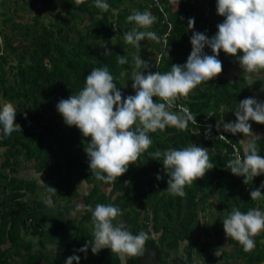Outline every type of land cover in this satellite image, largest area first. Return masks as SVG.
Listing matches in <instances>:
<instances>
[{"label":"trees","instance_id":"1","mask_svg":"<svg viewBox=\"0 0 264 264\" xmlns=\"http://www.w3.org/2000/svg\"><path fill=\"white\" fill-rule=\"evenodd\" d=\"M157 1L106 0L110 9L104 12L94 6V0H85L79 6L74 0H14L17 8L28 6L30 15L27 14L23 21H15L2 13L5 17L0 28L3 37V44H0V101L7 100L15 105V122L22 131L8 137L0 131V264H65L71 255L80 256L79 264H121V258L108 248L98 254L92 253L89 242L93 240V225L91 212L86 208L80 210L79 219L71 223L62 251L48 254L43 238L45 230L33 212L39 179L18 176L24 167L31 168L55 188L56 192H51L49 197L59 217L63 207H70L73 200L81 197L84 206L94 208L97 203L118 206L123 214L117 219L134 235L144 230L143 222L149 223L158 238L155 240L151 235L146 249L148 246L154 248L159 259L168 260L170 251L166 245L175 235L179 241L186 242L184 264H199L192 261L196 248L213 264H231L237 259L245 264H263L262 234L254 238V251L245 252L237 241L226 236L223 229V220L233 207L242 212L260 208L259 200H251L250 191L264 182V174H261L246 185L242 176L234 175L226 168L227 162L234 159L230 143L237 144L243 156L236 140L242 133L225 132L223 122L236 120L234 111L244 98L259 100L247 87L243 76L227 77L229 69L240 67L235 57L221 50L218 59L223 64L222 74L198 85L170 109L179 111L180 106L187 107L196 116L197 123L190 121L187 131L168 127L163 132L150 133L151 147L139 157L138 163L130 165L128 171L112 184L98 180L89 170L84 149L90 137H84L75 126H68L69 133H63L61 126L66 124L56 105L61 98L67 99L78 93L93 68L107 66L115 77L114 83L126 97L135 91L131 86L134 56L140 55L149 62L150 67L143 70L145 74L170 71L172 64L186 63L192 50L190 38L193 32L211 37L218 30L217 24L224 19L217 14L216 0ZM44 6L49 8L43 15ZM133 10L149 11L156 17L151 27L137 30L154 31L161 38L160 43L145 39L139 48L125 43L124 33L135 27L134 23L126 22ZM190 18L195 19L191 29L188 26ZM10 21L16 24L12 29L17 31L7 36L3 27ZM105 48L111 53L103 54ZM204 52L213 54L208 46ZM118 55L125 56L128 63L118 64ZM253 74L256 83L252 87L257 89L262 85L264 71ZM153 99L162 102L157 97ZM209 113L213 116H208ZM217 122L229 142L215 136L204 140V125ZM192 143L208 148L215 167L204 178L186 187L185 197L169 195L165 190L168 176L163 170V157L155 160L149 154L157 150L163 153L168 149H180ZM157 174L163 179L157 180ZM81 184L90 189L80 192ZM261 192L264 193V188ZM33 239H37V245ZM224 243L232 246V251L222 250L220 247ZM86 244V254L78 251ZM142 258H126V264H139ZM172 260L181 261L177 257Z\"/></svg>","mask_w":264,"mask_h":264},{"label":"clouds","instance_id":"2","mask_svg":"<svg viewBox=\"0 0 264 264\" xmlns=\"http://www.w3.org/2000/svg\"><path fill=\"white\" fill-rule=\"evenodd\" d=\"M74 3L79 6L85 0H74ZM94 6L104 12L110 9L106 0H94ZM216 11L224 17L217 24L218 30L211 37L202 32H193L190 38L192 50L185 64H172L167 72L148 71L145 74L143 70L150 67L149 62L141 59L140 55L133 57L131 86L135 95L123 96L114 83L115 77L104 66L91 70L85 77L84 87L78 93L59 100L56 108L64 123L78 128L84 137H90L84 151L89 160V170L98 180L112 184L128 171L130 165L138 163L139 157L153 143L150 133L163 132L168 127L187 131L190 121L197 123L196 116L187 107H181L179 111L170 109L178 99L188 97L198 85L222 74L223 64L218 59L221 50L236 58L243 69L247 87L256 83L252 74L264 71V0H216ZM155 21L156 17L151 12L133 10L126 17V22L134 23L135 27L124 33L125 43L137 48L145 39L160 43L161 38L154 31L137 30L147 29ZM194 23L195 19L190 18V29ZM205 46L211 48L212 55L204 52ZM110 53L111 50L105 48L103 54ZM117 63L124 65L128 60L118 55ZM153 97L162 102L154 101ZM16 114L12 102L0 101V131L4 137L22 131L21 126L15 122ZM234 114L236 120L223 122L222 128L225 132L244 135V139L240 140L243 156L237 150L236 157L227 162L226 168L232 174L242 176L243 183L248 185L254 177L264 174V156L259 154L256 143L261 137L253 133L249 123L254 121L264 124V101L255 97L244 98L238 103ZM24 115L27 118V114ZM207 115L213 116L211 113ZM220 127L217 122V128ZM149 155L155 160L163 157V170L168 176L165 190L172 196L185 197V188L204 178L215 167L208 148L193 143L163 153L157 150ZM156 179L161 180L163 177L157 174ZM40 184L48 191L56 192L55 188L45 185L41 178ZM261 188H264V182L250 191L251 200L264 198ZM76 207L78 211L86 208L91 212L93 240L89 243L93 254L108 248L121 258V264H126V258L145 254L146 243L152 238L150 233L141 230L134 235L129 231L117 219L123 214L118 206L97 203L94 208L92 205ZM223 229L226 236L237 241L245 252H252L256 247L254 238L264 232V212L259 208L242 212L233 207L223 220ZM87 247L86 244L78 251L86 254ZM215 254L219 256L218 251ZM73 261L79 264L80 256H69L65 264H73Z\"/></svg>","mask_w":264,"mask_h":264},{"label":"rangeland","instance_id":"3","mask_svg":"<svg viewBox=\"0 0 264 264\" xmlns=\"http://www.w3.org/2000/svg\"><path fill=\"white\" fill-rule=\"evenodd\" d=\"M2 1L0 0V28H1V24H2V20L4 19L5 16L2 15L6 14L8 17H12L15 18V21H17V19L19 21H23L25 19V16L28 14L30 15V10L28 8V6H25L23 9L17 8L16 6H14L13 1L14 0H5L3 1L4 6L2 5ZM49 7L44 6L42 8V14L44 15L47 12V9ZM45 22H48V19H44ZM12 25H16L14 22H7L6 25L3 27V33L7 36L12 35L13 33H15L17 30H13L12 29ZM77 26H79L77 24ZM2 30V29H1ZM0 44H3V37H1L0 35ZM152 57L154 59L157 60V56H155L154 54H152ZM243 74V69L239 68H232L229 69L227 77L229 79H231L232 77H234V75L237 74ZM253 90V87H251ZM131 95H135V91L132 92ZM52 112V111H51ZM61 128L63 129V133L64 134H68L69 133V127L68 125H62ZM57 136H60V134L58 133ZM28 165V163H26ZM18 176L23 177L25 179L27 178H38L39 181L37 183V191L39 192V197H38V205H42L45 202L49 204H51V200L50 197L51 196V192L48 191V189L46 187L41 186L40 184V177L39 174H37L36 172H34L31 168H27L24 167L22 168L18 173ZM45 185L49 186V182H46V180L43 181ZM82 187H80L81 189ZM88 190L90 189V186L87 188ZM81 192H85L84 189L80 190ZM46 193L45 195H43L44 193ZM50 194V195H49ZM44 199V200H43ZM44 201V202H43ZM77 205H83L82 202V198L79 197L76 200H73L72 203H70V207L68 208H64L62 210V216L59 217V215L54 218L50 219V215H49V220L46 218L45 221H43L42 225L45 228L46 231V235H44V242L46 244V252L48 254H56L59 251H61L63 249V246L65 244V242L68 240L69 237V226L73 221H76L79 219L80 216V210H77ZM55 208V207H53ZM55 210V209H54ZM33 212L36 213V209L33 208ZM37 214V213H36ZM35 215V214H34ZM69 218L70 223L68 221H66ZM144 231H148L150 233V235H152L155 240H157L158 238V233H155L152 229V227L150 226L149 223L147 222H143L142 224ZM34 242L37 245V239H33ZM186 242H182L179 241L175 235H173L172 239L167 243V248L170 251V258H179L180 260L186 261V253H185V248H186ZM223 249H227L228 251L232 250L233 247L232 246H226L223 245L222 246ZM192 261H197L199 262V264H204V258L203 255L201 254V252L196 248L194 250V256H193V260ZM208 264H213L212 261H208ZM238 264H243L242 262H238Z\"/></svg>","mask_w":264,"mask_h":264},{"label":"crops","instance_id":"4","mask_svg":"<svg viewBox=\"0 0 264 264\" xmlns=\"http://www.w3.org/2000/svg\"><path fill=\"white\" fill-rule=\"evenodd\" d=\"M237 75L244 77V75L243 74H240V73L237 74ZM252 76H253V79L255 80L256 78H255L254 74H252ZM251 87H249L250 90L252 89ZM261 89H264V79L262 81L261 87H259L257 89L251 90L259 98V101H263V99H264V91H262ZM249 123H251L252 125L255 126V127L253 126V129H252L253 133L256 134V135H259L261 137V140H258L256 143L259 146L260 150H262V153L260 155L264 156V124H258V123L254 122V121H249ZM242 139H244V135L243 134L236 136V140L239 143L240 148L243 150V146L240 144V140H242ZM80 187H82V188L80 189ZM88 187L89 186H87L85 184H81V185H79V191L82 190V189H84L85 192H87L88 191V189H87ZM85 192H82V193H85ZM42 193H44V192H42ZM45 194L46 193H44L43 195H45ZM36 195H37V203H36L34 209H36V213L37 214L35 212H34V214H35V217L39 220V222L41 224H43L42 222L45 221L46 218L49 220V215H50V219L51 218H54L55 216L57 217L58 216L57 208L52 203L48 205V203H46V202L44 204H42V205H38V201H39L38 200V197H39V192L38 191H37V194ZM259 206H260L259 209L262 212H264V198L259 199ZM53 207H55V208H53ZM68 220H69V218L66 221H68ZM43 228H44V226H43ZM44 230H45V228H44ZM45 233H46V231H45ZM261 234L263 236L262 239H261V241H262V244H263V247H264V232H261ZM223 245L229 246L227 243H224ZM222 246L220 247L222 250H227V249H223ZM61 251H59V252H61ZM230 251H232V250H230ZM204 261H205L204 264H208V261L209 260H207L206 258H204ZM238 262H242L243 264H245L242 260H239V259L232 261L231 264H238ZM263 264H264V261H263Z\"/></svg>","mask_w":264,"mask_h":264},{"label":"built area","instance_id":"5","mask_svg":"<svg viewBox=\"0 0 264 264\" xmlns=\"http://www.w3.org/2000/svg\"><path fill=\"white\" fill-rule=\"evenodd\" d=\"M153 1L155 3H158L157 0H153ZM181 107H183V106H180V108ZM202 133H203L204 140H209L213 136H215L216 138H219L221 140H224L226 142H229L225 138V135L223 133V130L221 128H217V124H213V123L205 124L204 127H203V132ZM221 136H223V138H221ZM230 145H231V148H232L231 155L233 156V158H235L236 155H237V150H239V147L237 146V144H234V143H230ZM239 155H240V150H239Z\"/></svg>","mask_w":264,"mask_h":264},{"label":"water","instance_id":"6","mask_svg":"<svg viewBox=\"0 0 264 264\" xmlns=\"http://www.w3.org/2000/svg\"><path fill=\"white\" fill-rule=\"evenodd\" d=\"M156 262H158L157 251L154 248L149 247L145 251V254L139 264H155Z\"/></svg>","mask_w":264,"mask_h":264},{"label":"flooded vegetation","instance_id":"7","mask_svg":"<svg viewBox=\"0 0 264 264\" xmlns=\"http://www.w3.org/2000/svg\"><path fill=\"white\" fill-rule=\"evenodd\" d=\"M150 246H148L147 248H149ZM147 250V249H146ZM145 250V251H146ZM157 257H158V253H157ZM173 258V257H172ZM172 258H170V257H168L167 259L168 260H163V259H159L158 258V262H156L155 264H184L183 262H185V261H183V260H181V261H178V260H176V261H174V260H172ZM164 259H165V257H164Z\"/></svg>","mask_w":264,"mask_h":264}]
</instances>
